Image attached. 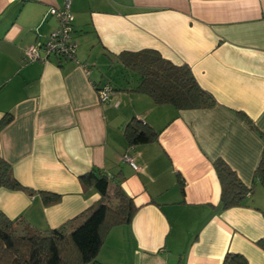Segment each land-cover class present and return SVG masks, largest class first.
<instances>
[{
  "label": "crops",
  "instance_id": "crops-1",
  "mask_svg": "<svg viewBox=\"0 0 264 264\" xmlns=\"http://www.w3.org/2000/svg\"><path fill=\"white\" fill-rule=\"evenodd\" d=\"M63 2L0 0V119L11 115L0 156L32 190L0 187V212L57 227L99 198L78 178L95 166L118 174L137 206L104 235L100 263L222 264L231 252L264 264V187L254 178L264 149V0H70L75 59L29 60L26 48L57 28L49 8ZM145 48L189 66L215 102L177 109L131 91L126 78L136 76L118 55ZM132 118L157 139L130 146L123 129ZM215 159L251 188L243 204L221 207ZM39 191L60 199L46 205Z\"/></svg>",
  "mask_w": 264,
  "mask_h": 264
},
{
  "label": "trees",
  "instance_id": "trees-1",
  "mask_svg": "<svg viewBox=\"0 0 264 264\" xmlns=\"http://www.w3.org/2000/svg\"><path fill=\"white\" fill-rule=\"evenodd\" d=\"M123 68L136 76L131 91L148 95L153 103L171 104L177 109L203 108L212 105L213 96L200 87L189 66L176 65L155 49L122 51L118 55ZM241 117L252 126L243 113ZM11 119L8 113L0 119V128ZM127 143L145 144L157 139L151 126L132 118L123 129ZM213 167L220 183L222 208L244 203L251 191L222 159ZM84 188L94 189L99 198L59 226L43 230L32 227L22 217L10 219L0 212V264H102L97 260L104 235L113 226L128 224L137 210L121 186L122 178L92 166L79 175ZM254 178L264 187V149L254 171ZM0 187L32 190L22 186L12 175L11 167L0 156ZM44 204L59 201L60 195L39 191ZM264 250V239L257 241ZM222 264H247L239 253L227 252Z\"/></svg>",
  "mask_w": 264,
  "mask_h": 264
},
{
  "label": "built area",
  "instance_id": "built-area-1",
  "mask_svg": "<svg viewBox=\"0 0 264 264\" xmlns=\"http://www.w3.org/2000/svg\"><path fill=\"white\" fill-rule=\"evenodd\" d=\"M48 12L57 20V28L50 32L46 40L29 45L25 54L29 60H45L49 55H54L62 59H75L76 42L73 39V13L70 10V0H64L61 7H50ZM43 52V56L40 52ZM86 75L89 74V67L83 64ZM110 87L108 84L100 87L98 95L101 101H107ZM123 161L127 162L132 168L138 166L132 157L127 153L122 156Z\"/></svg>",
  "mask_w": 264,
  "mask_h": 264
},
{
  "label": "rangeland",
  "instance_id": "rangeland-1",
  "mask_svg": "<svg viewBox=\"0 0 264 264\" xmlns=\"http://www.w3.org/2000/svg\"><path fill=\"white\" fill-rule=\"evenodd\" d=\"M114 74H116L115 71H114ZM117 74H118V75H117ZM117 74H116V76H117V77H120V79H121L123 72H120V73H117ZM124 75L127 76L128 74H124ZM128 77H129V78H128ZM126 79H128V80L130 81V84H131V85L135 84V78H133L131 74L128 75ZM116 81H117V78H116L115 81H114L115 84H117Z\"/></svg>",
  "mask_w": 264,
  "mask_h": 264
}]
</instances>
